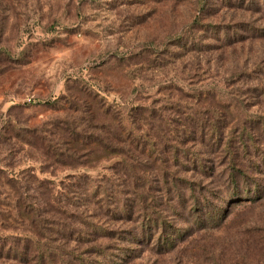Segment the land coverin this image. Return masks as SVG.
I'll return each mask as SVG.
<instances>
[{"label":"rangeland","instance_id":"obj_1","mask_svg":"<svg viewBox=\"0 0 264 264\" xmlns=\"http://www.w3.org/2000/svg\"><path fill=\"white\" fill-rule=\"evenodd\" d=\"M237 104L264 118V0H0V210L12 208L0 215V236L40 234L46 252L58 259L71 253L79 264L82 253L95 260L97 244L105 242L98 235L75 241L88 233L81 213L135 235V219L110 220L94 205L70 207V215L54 202L73 195L81 177L117 179L114 151L123 150L152 181L143 191L146 208L182 232L170 251L152 248L160 234L142 245L126 242L139 256L127 264H264V133L252 127L253 140L241 135ZM131 114L148 140L159 137L153 152L147 141L142 151L124 147ZM202 118L216 120L206 124H215L248 171L253 192L260 190L256 201L226 204L210 195L228 198V179L218 173L233 165L224 159L219 168L213 151L205 161L213 165L207 172H216L213 180L170 161L164 144L192 132ZM165 172L179 184L194 182L199 198L212 197L220 219L208 214L196 224L181 201L168 205ZM25 205L41 218L31 224ZM70 229L77 233L67 235Z\"/></svg>","mask_w":264,"mask_h":264},{"label":"trees","instance_id":"obj_2","mask_svg":"<svg viewBox=\"0 0 264 264\" xmlns=\"http://www.w3.org/2000/svg\"><path fill=\"white\" fill-rule=\"evenodd\" d=\"M235 109L239 111L241 110V106L237 104ZM241 112L242 115L237 116L236 128L240 129L242 136L247 135L250 140H253L248 133V130L252 127L260 128L264 133V118L250 117L246 112H243V110H241ZM132 117L136 116L131 114L129 117V131L127 132V137L123 141L125 144L124 147L128 149L135 148L142 151L147 141V146L150 147V150L153 152L159 137L157 140H148L150 139L149 136L144 133L138 126V123L136 124L135 118ZM207 120L209 122L216 121L215 119ZM207 120L204 121L202 118L199 122L194 123L192 132L183 131L180 135L176 134L174 138L167 140V143L164 145H166V149L169 146L171 148L169 149L170 161L173 162L175 166L183 165L192 167L193 169L191 171H193V173H208L209 178L213 180L217 179L216 172H207V168L213 170V165L205 162L207 160L210 161L208 155L210 151H213L211 153L219 156L214 159L215 162L219 160V168L225 166V164H220L224 159L228 160V162H233V165L231 164L230 169L225 168V170L223 169L218 173V176L227 177L228 179V198H219V195L215 196V193L209 191V193H211L210 195L215 197L216 200L219 199V201L221 200L226 204L256 201L255 197L260 193V190L257 188L254 190L255 192H253V187L249 185L247 180L250 176L248 171L239 167L240 165L236 163V155L231 152L229 143L226 144L222 142L221 133L216 131L215 124L210 126L209 122L206 124ZM248 123L249 127L247 125ZM165 137L167 138V136H164L163 141H165ZM240 142V148L247 152L249 147L247 142L243 140ZM198 144L203 147L206 146L209 152H192L196 151L194 146ZM188 145H191V148L184 150V147ZM122 151L123 150L114 151L116 153L115 157H118L119 160L115 163L113 170L118 173L119 177L123 175L124 180H120L119 177L117 179L109 177L103 179L100 183H96L91 179L81 177V181L77 183V190H75L73 195L68 193L66 195L55 196L54 198V202L58 204L60 209L63 210L64 213H69L70 215H72L70 207L75 206L79 209L94 205L110 220L116 219L118 221L130 218V220L135 219L137 222V232L133 235L127 230H108L95 224L92 221L93 214L92 212L89 213V210L81 213L78 218L81 223H85L86 227H88V233H79L74 238L76 239L75 241L89 239V235H92L94 238L95 235H98L104 238L105 242H103V244H97L96 247L99 250L96 251L97 248L95 249V260L86 259L88 257L83 256L84 253H82L77 257L79 264H127L131 259L138 258L139 256L135 254L138 249L125 246L124 244L126 242L130 241V243L142 245V243L149 242L151 234L153 235L152 239L160 234L155 244L156 246L154 245L152 248L158 247L159 250L168 248V251H170L175 248L182 234L181 231L177 232L172 225H169L162 216V213H159V216L155 217L150 212L156 214V210L151 206L146 208L144 204L146 197L143 191L146 189L145 187L152 188V181H148L140 176L139 173H137L138 167L137 164L134 163V159L122 154ZM163 165H165V162L162 163V166ZM255 168H259V166L256 165ZM165 170H167V168L163 169V171ZM161 178L163 184L162 191L165 192L167 196L166 203L168 205H174L175 202L181 201L180 203L184 209L188 210L187 213L190 214L192 218L196 219V224L200 222L199 220L208 216V214L211 220L217 221L220 219L221 212L218 211L217 206L215 207L213 200H211L212 197L209 198V196L204 194V196L199 198L196 194L197 189H195L193 185L194 182L185 181V183L179 184L178 181L175 180V177H171V174L167 172L162 174ZM140 179H145L146 182H139ZM2 191L5 192L4 190ZM11 191H14L16 194L15 198L17 199V197H19L17 195L18 191L12 188ZM7 200L10 199L7 198ZM5 206L7 207L6 210H0V215L12 211L10 205ZM28 206L29 205H25L27 209L25 218L33 224L38 220L37 216L41 218V214L38 209H29L30 207ZM18 207L20 208L17 200V205L15 206L17 213ZM214 208H216V211ZM211 214L214 215L211 216ZM13 221L15 220L13 219ZM167 226L171 231L167 229ZM90 229L92 232H90ZM69 231V234H67L69 236L72 232H74V235L77 233V231L75 232V230L72 229ZM33 232L34 231H32V233ZM62 233L64 232L62 231ZM127 234L131 235L132 238ZM63 235L66 236V234ZM43 241H45V238L40 237V234H36L35 239L24 238L20 240L12 237L5 238L0 236V261H4L5 264H72V260L69 258L71 253H67L58 259L50 252H46L45 242ZM116 257L117 260H115Z\"/></svg>","mask_w":264,"mask_h":264}]
</instances>
